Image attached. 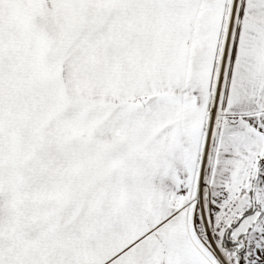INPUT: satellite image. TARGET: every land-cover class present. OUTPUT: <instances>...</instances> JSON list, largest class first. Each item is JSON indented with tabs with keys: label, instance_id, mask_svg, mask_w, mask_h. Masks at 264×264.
<instances>
[{
	"label": "snow or ice",
	"instance_id": "6c2138e0",
	"mask_svg": "<svg viewBox=\"0 0 264 264\" xmlns=\"http://www.w3.org/2000/svg\"><path fill=\"white\" fill-rule=\"evenodd\" d=\"M0 264H264V0H0Z\"/></svg>",
	"mask_w": 264,
	"mask_h": 264
}]
</instances>
